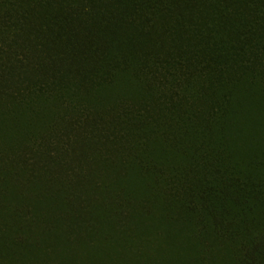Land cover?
<instances>
[{
  "label": "trees",
  "instance_id": "16d2710c",
  "mask_svg": "<svg viewBox=\"0 0 264 264\" xmlns=\"http://www.w3.org/2000/svg\"><path fill=\"white\" fill-rule=\"evenodd\" d=\"M0 264H264V0H0Z\"/></svg>",
  "mask_w": 264,
  "mask_h": 264
}]
</instances>
